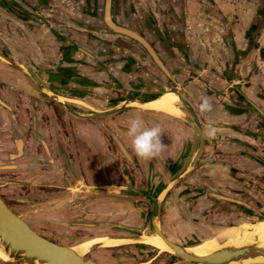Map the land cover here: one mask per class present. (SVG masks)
<instances>
[{
  "label": "flooded vegetation",
  "instance_id": "flooded-vegetation-1",
  "mask_svg": "<svg viewBox=\"0 0 264 264\" xmlns=\"http://www.w3.org/2000/svg\"><path fill=\"white\" fill-rule=\"evenodd\" d=\"M115 2L112 0V20L117 25L131 29L144 38L168 72V77H166L148 53L131 39V53H140L147 63L145 66L154 73L152 74V87L159 88L162 92H177V95L190 105L185 98V90L189 86L188 81H182L181 78L186 74L180 72L183 70L178 68L177 60L174 61L172 57L166 58L165 53L159 50L154 41L160 36L156 21H152L148 15H143L140 11L137 13H142L139 15H143L145 22V26H141L138 18L140 16L131 11L130 23L124 14L116 13ZM2 6L0 8L3 12L14 16L21 24H29L30 28L33 26L31 31L42 32L55 43L54 37L51 34L47 35L43 27L35 21L41 20L57 32L44 19L27 16L23 14V9L11 10L9 9L12 7L10 4ZM91 18L101 21V24H96L98 28L100 27L98 29L101 30L100 33L109 34L103 32L106 28L102 22V14H100V20L98 15ZM261 21L264 22L263 14L258 17L257 26H260ZM14 24L21 29L20 25ZM90 24L91 27H96ZM0 45L3 46V48L0 47V54L6 55L7 53L24 65L26 70L43 85L46 93L52 97L53 95L62 97L64 105L70 110L61 109L55 103L50 102L49 96L42 88L33 85L30 77H27L29 75L21 74L10 67L21 79L20 83L16 82L14 85H17L15 91L24 95L22 96L24 100H19L20 105L14 102L11 98L13 91L11 89L0 94V197L6 205L11 202L10 204L18 207L14 211L12 206L10 208V205H7L22 219L19 213H43L41 219L48 222L52 231H45L41 234L34 230L37 234L58 245L74 246L95 237L125 235L145 238L155 235L154 229L158 228L169 242L175 245H185L190 243L186 240L194 238H189V233L181 231L185 230V226H178L173 221V216L184 224L186 223L187 228L193 226L195 230L207 227L218 229L244 221L238 216L241 210L232 202L216 201L213 196L218 194L224 198L249 203L246 197V192L249 193V191L240 182V175L246 173L239 169H232L230 175L221 177L222 175L219 174L218 176L222 178L220 183H222L218 184L219 187H215L214 176L209 175L210 172L202 171L198 174L196 172L205 148L204 134L200 156L186 177L173 186L179 173L189 165L198 146L197 134L189 125L188 128L194 133L192 139L187 138L188 141L186 140L184 152L189 153L178 154L170 168L158 164L152 170L148 168L147 171H142L139 169L140 165L132 151L131 141L127 134L131 114H123L131 109L107 116L100 114L122 105L123 102L119 100L122 95L115 91L131 94V87H122L116 80L115 82L109 80L98 86V83H91L75 72L69 76L75 80L74 82L77 81L76 83L66 78L68 74L64 72H59L61 76L55 79V75L51 74L52 70H50L52 65L48 63L47 58H42V63L48 67L41 71L13 57L1 37ZM56 58L64 64L70 63L69 60L59 59V54ZM85 69L84 66H79L80 71H85ZM104 74L106 75L105 72ZM108 74L111 76L110 72ZM196 78L202 80L200 76ZM194 86L198 90L210 93V90H205L206 88L198 85L197 87L195 84ZM155 99L147 96L140 98L145 102ZM22 103L25 106H22ZM45 107L50 109L52 114L49 112L46 114L41 110ZM181 110L188 113L183 108ZM93 115L99 116L93 117ZM72 121L91 123L92 129L83 132H87L82 136L83 149L71 130ZM103 122H109L114 129L109 126L104 127ZM56 126L59 127L60 133L63 131L62 134L55 133ZM52 128L53 133L51 134L49 131ZM10 155H15L13 161ZM181 163H183L182 167ZM14 167L15 169H12ZM192 176H196V179L200 181L196 186L189 184ZM263 176L259 174L255 177ZM225 187L236 194L231 195V191L227 192ZM10 191H14V196ZM256 200H251L249 204L264 214V204L257 196ZM211 221L217 222L218 228L214 227L215 225L210 227ZM200 222H203L201 226ZM72 228H79L89 233L63 234L66 229ZM136 231H140L141 234L135 233ZM96 251H101V256L105 260L99 264L140 262L170 264L179 261L168 253H159L152 246L140 242L117 248L96 249L87 254V258Z\"/></svg>",
  "mask_w": 264,
  "mask_h": 264
},
{
  "label": "crops",
  "instance_id": "crops-1",
  "mask_svg": "<svg viewBox=\"0 0 264 264\" xmlns=\"http://www.w3.org/2000/svg\"><path fill=\"white\" fill-rule=\"evenodd\" d=\"M115 1L116 13L124 14L130 23L131 11H141L143 15L146 14L152 21H156L160 35L154 39L156 45L165 53L166 58L177 60L178 68L183 70L180 72L186 74L181 77L182 81H188L189 85L185 90V98L196 112L205 137V148L197 165V174L202 171L210 172L209 175L214 176L215 187L222 183V178L218 175H230L232 169H239L254 176L264 175V169L256 161L258 145L253 139L258 137L264 140V120L245 102H241L236 94L242 93L264 111V22L261 21L260 26H257L258 17L263 14L260 0ZM82 2L84 7H88V0H0V7L10 4L11 10L23 9V14L41 17L57 30L65 39L61 53L59 46L49 40L46 34L31 31L33 26L30 28L29 24H21L17 18L6 14L1 8L0 37L9 53L20 59L23 64H30L44 71L48 66L42 63V58H47L48 63L52 65L50 70L55 79L61 76L59 72H64L68 74L66 78L76 83L77 81L74 82L69 76L75 72L91 83H98L99 86L109 81L102 72L104 69L110 72L122 87H131V94L135 98L133 102L137 103L139 99L136 94L142 98L146 90H154L153 71L146 67L147 63L140 53H131L129 39L100 33V27L97 25L88 29L85 25L87 20L82 21L81 17L74 13L83 10V7H78ZM139 14L142 13H137L138 16ZM143 15L136 16L140 19L141 26H145ZM14 23L20 25L21 29ZM71 48L75 49V63L64 64L56 58L59 54V59H65L62 58L63 55ZM94 60L100 66H97ZM78 65L84 66L85 71H80ZM73 66L75 67L70 69ZM198 76L201 81L196 78ZM16 82L20 83L21 79L14 74L13 69L0 63V94L6 93L8 89L13 90L11 98L19 104L20 99L24 100V95L15 91ZM194 84L210 90V93L198 90ZM204 97L210 99V112L202 113L200 110ZM21 105L25 106L23 103ZM175 108L181 110L179 105H175ZM41 110L52 114L46 107ZM123 114H131V120L142 119L146 127L159 125L162 130L160 139L165 148L157 157L143 160L135 155L142 171H147L148 168L152 170L158 164L170 168L178 154L189 153L184 152L185 145L187 138L192 139L194 133L186 123L139 108H131V111ZM183 115L180 114V117ZM210 122L217 129L213 137L208 135ZM71 123V130L83 149L82 136L87 133L83 132L92 129L91 123ZM103 125L114 129L109 122H103ZM49 132L52 134L53 128ZM57 132L60 133L58 126L55 128V133ZM62 133L63 131L60 134ZM250 134L256 137L251 138ZM189 146L190 144L188 148ZM195 179L196 176L190 177L189 184L196 186L200 181ZM224 189L229 193L231 191L226 187ZM232 194L236 193L231 191ZM246 197L249 203L251 200L257 201L256 196L250 192H246ZM209 226L217 227V222L211 221ZM189 228L192 229L191 233L196 232L197 235L203 236L208 230H213L209 227L201 229L203 231L195 230L193 226Z\"/></svg>",
  "mask_w": 264,
  "mask_h": 264
},
{
  "label": "water",
  "instance_id": "water-1",
  "mask_svg": "<svg viewBox=\"0 0 264 264\" xmlns=\"http://www.w3.org/2000/svg\"><path fill=\"white\" fill-rule=\"evenodd\" d=\"M111 5L112 0H103L102 22L106 28L105 30H103V32L124 37L129 40L132 39L137 42L148 53V55L164 73V75L168 77L167 70L165 69L149 43L136 32L117 25L112 20ZM260 8H262L264 14V0H260ZM35 21L44 28V31L46 33L51 34L54 37L55 43L59 46V52L61 53V49L63 48L65 39L43 21ZM0 47L3 48V46L1 45ZM74 50L75 49L71 48V50L68 51V53L64 54L62 58L68 59L70 62L74 61ZM0 61L5 65L19 71L21 74H24L26 76L29 75L27 77H30L32 83H34L33 85L39 87L40 89L42 88V90L46 93V91L42 87L43 85L37 80V78L31 75V73L26 70V67L24 65L14 60L11 56H9V54H0ZM94 63L97 66H100V64L95 60ZM102 71L106 73L108 79L111 82H115V79H113V77H111L106 70L102 69ZM153 89L154 90L152 92L146 90V93L144 95L157 99L163 93L159 88L153 87ZM115 92L122 95V98H120L119 100H121L123 104L112 111L100 113L102 116L112 115L113 113H117L126 109L139 108L144 111L164 114L182 121L189 125L196 132L198 137L197 149L189 165L179 173L178 179L174 181V186L176 183L186 177L187 173L191 170V167H193L194 163L200 156L201 150L203 148L204 138L202 125L199 122L195 111L187 103V101L181 98L179 95V106L185 109L188 113L183 112L184 115L182 117H174L169 114L144 107V105H147L154 100L148 102H143L142 100L139 101L141 96L136 94L139 100L136 101L137 103H135L133 102L135 100V98L132 97L133 95L121 91ZM46 94L49 96L50 100H48L55 103L57 107L70 111L68 110V107L64 105V102H61L60 99H58L59 97L55 95H53L52 97L49 93ZM236 94L238 95V98L241 102H245L246 105L250 107L257 116L264 120V111L259 106L247 99L242 93L236 92ZM127 98L128 100H131L128 101ZM98 116L99 115H93V117ZM249 136L251 138L256 137L254 134H250ZM253 139L257 142L258 145L256 148V161L264 168V140L261 138L258 139V137ZM14 157L15 155H10L11 161L15 159ZM182 166L183 163H181V167ZM12 169H15V167ZM240 182L250 193L257 196L264 204V176L259 178L249 174H242L240 175ZM213 197L216 201L222 200L226 202H232L238 209L241 210L238 216L248 224L253 225L264 222V214L249 203L237 201L231 198H224L219 196L218 194H214ZM257 206L261 207L260 204H257ZM239 227V224H235L232 226L218 228L215 233L207 236L206 238L216 239L219 243V248L205 255L194 251L193 249L195 248H193V246L200 244L206 238L198 239L195 242H190L186 245H175L166 240L158 229L155 228L154 232L155 234H158L163 239V241H165V243L173 250V252H170V255L179 260L177 262H174V264H264V237L262 239L261 237H258L253 233V236H249L248 238H246L247 235L245 236V234H239L235 236L232 235L231 238H227L224 237L221 233L223 232V230ZM135 233L141 234L140 231H136ZM106 238H108V240L111 239L110 237ZM128 238L134 240L133 243L141 242L140 238L136 236H129ZM80 244L74 246H62L40 236L20 216L16 215L0 197V252L8 258V260L5 262L0 260L4 264H99L87 258V254L89 253L82 254L77 251L76 248H79L78 246ZM96 249L105 248L103 245L98 243L91 245L88 251L92 252Z\"/></svg>",
  "mask_w": 264,
  "mask_h": 264
},
{
  "label": "bare ground",
  "instance_id": "bare-ground-1",
  "mask_svg": "<svg viewBox=\"0 0 264 264\" xmlns=\"http://www.w3.org/2000/svg\"><path fill=\"white\" fill-rule=\"evenodd\" d=\"M58 99H60L61 102L64 101L61 97ZM175 105H179V96L172 91H165L160 95V97L150 102L149 104L144 105V107L152 109V110L160 111V112L169 114L174 117H180V114H182L183 111L177 110L175 108ZM238 224L240 226L239 228L223 230V232H221L222 235L224 237L231 238L232 235L235 236L239 234H242V235L245 234V236L247 235L246 238H248L249 236H253V233H254L258 237H261L263 239L264 222L251 225L243 221ZM248 233H252V234H248ZM109 237L111 238L110 240H108L106 236L92 238L90 240H87L86 242L81 243L78 246L79 248H76V249L79 253L87 254V253H90L88 251L89 247L94 244L100 243L101 245L104 246V248H117V247L128 245L134 242V240H131L130 238H128L129 236H125V235L109 236ZM140 241H141L140 243H144L146 245L152 246L154 249L158 250L159 253L171 254L170 252H173V250L165 243V241H163V239L158 234L145 237V238L142 237L140 238ZM193 248H195L193 249L194 251L201 253L202 255H205V254H209L215 251L216 249H218L219 243L214 238H206L200 244L193 246ZM0 260L5 262L8 260V258L0 252ZM131 264H150V262H140V263H131ZM170 264H174V262Z\"/></svg>",
  "mask_w": 264,
  "mask_h": 264
},
{
  "label": "rangeland",
  "instance_id": "rangeland-1",
  "mask_svg": "<svg viewBox=\"0 0 264 264\" xmlns=\"http://www.w3.org/2000/svg\"><path fill=\"white\" fill-rule=\"evenodd\" d=\"M89 3H88V7H84L85 4L82 2L81 4H78V7H83V10L81 9V11L79 12H74V10H70L71 12H74L75 14L79 15L81 17V20L84 21V20H87V27L88 29L89 28H95V27H91L90 23L96 25L98 23L101 24V21H97L96 19H92L91 17H95L96 15H98L99 17V20H100V14H102V4H103V0H88ZM249 1H252V0H249ZM94 2V3H93ZM94 4V5H93ZM79 9V8H78ZM94 9V10H93ZM91 18V19H90ZM44 30V28H43ZM49 35V34H47ZM11 192V191H10ZM11 195L14 196V191L11 192ZM16 196V194H15ZM11 203V202H10ZM8 204L7 205L9 206L10 205V208L11 206L14 208V211H16V209L18 207L14 206V204ZM21 214V216L23 217V219L26 221V223L35 231L39 232L42 234V232H45V231H52L50 228H49V225L47 224L48 222L44 221L41 219V217L43 216V213H19ZM47 214V213H46ZM174 222L177 223V225L179 226H182L184 227L185 226V230H180L181 231H185L187 234L189 233V238L193 237L194 239H189V240H186L187 242H195L196 240L198 239H203V238H206L207 236H210L211 234L215 233L217 229L213 228V230H208L205 234V236L201 235V234H198L196 232H194L195 234L191 233L192 232V229H189L186 227L188 226L186 223L184 224V222L180 221L178 218H174L173 219ZM201 221V220H200ZM203 222H200V226L202 225ZM209 223V222H208ZM198 225V224H196ZM218 228V227H216ZM205 230V228H204ZM66 232L63 233V234H87L89 233L88 231H84L82 229H79V228H76V229H66L65 230ZM203 231V230H201ZM185 241V240H184ZM184 244V243H183ZM188 244V243H187ZM186 245V244H185ZM101 251H96L95 253H91L88 258L89 259H94L95 262H98V263H101V262H104V258L103 256H101ZM93 260V261H94ZM0 264H4L3 262L0 261Z\"/></svg>",
  "mask_w": 264,
  "mask_h": 264
},
{
  "label": "clouds",
  "instance_id": "clouds-1",
  "mask_svg": "<svg viewBox=\"0 0 264 264\" xmlns=\"http://www.w3.org/2000/svg\"><path fill=\"white\" fill-rule=\"evenodd\" d=\"M200 110L202 113L212 110V104L209 98H202ZM216 131L217 129L210 122L208 135L213 137ZM127 134L131 141L132 151L139 159L150 160L155 158L165 148L160 139L162 130L159 125L146 127L142 119L136 118L130 121Z\"/></svg>",
  "mask_w": 264,
  "mask_h": 264
}]
</instances>
